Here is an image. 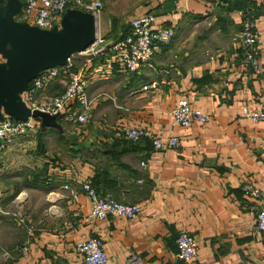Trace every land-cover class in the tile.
<instances>
[{
    "label": "crops",
    "instance_id": "crops-1",
    "mask_svg": "<svg viewBox=\"0 0 264 264\" xmlns=\"http://www.w3.org/2000/svg\"><path fill=\"white\" fill-rule=\"evenodd\" d=\"M241 7L255 20L258 72L243 62ZM144 12L174 29L171 41L155 49L152 66L129 72L113 65L94 76L87 93L101 94L79 132L61 120L40 123L6 148L0 264H80L75 243L92 235L102 239L111 264L132 253L141 264H264V243L248 210L264 207V122L239 115L243 105L264 106V0H150L130 18ZM61 90L56 80L45 88ZM181 97L209 120L177 124L170 109ZM127 125L178 136L180 146L155 150L147 138L128 140ZM85 178L137 203V217L90 216ZM247 181L263 191L261 199L243 194ZM182 230L198 245L190 262L175 257Z\"/></svg>",
    "mask_w": 264,
    "mask_h": 264
},
{
    "label": "built area",
    "instance_id": "built-area-1",
    "mask_svg": "<svg viewBox=\"0 0 264 264\" xmlns=\"http://www.w3.org/2000/svg\"><path fill=\"white\" fill-rule=\"evenodd\" d=\"M21 9L16 20L36 25L43 29H50L54 25L59 26L63 13L67 8H78L93 14L96 23L95 39L83 50L77 52L83 56L82 63L73 68L76 56L67 58L64 65L47 67L38 71L31 79L27 88L21 93V100L30 110H38L49 115H55L57 121L72 124L75 132L80 131V124L89 118L92 104L96 100V94L89 96L87 88L94 76L102 75L105 69L110 70L117 65L125 71L137 72L142 66H152V58L155 49L160 45L168 44L174 36V29L170 26L158 25L152 12H144L130 18L128 31L111 41H106L99 34L100 13L103 8L101 0H20ZM6 0H0L3 5ZM240 16L239 37L242 48L243 62L250 66L254 72L260 70L257 51L258 32L255 28V20L247 8L238 9ZM83 53V54H81ZM81 54V55H80ZM100 56L101 62L95 68L89 63L94 57ZM2 61V57L0 56ZM58 81L62 90L53 94L45 92V88L51 81ZM143 89L147 85L142 86ZM102 94H104L102 92ZM173 120L181 126H190L193 123H205L209 120L208 113L197 107H193L185 97L179 98L170 109ZM239 115L248 120L264 122V106L251 108L243 105ZM39 118L28 116L26 119H14L3 113L0 120V166L2 156L6 148L13 142L16 136L28 133L39 128ZM122 135L131 141L142 138L150 140L155 150H165L180 146V138L175 135L162 137L155 135L143 126H124ZM90 200V216L96 219H105L112 215H121L132 219L137 217L140 207L137 203L118 200L110 191L97 190L89 178L81 182ZM243 194L249 198L259 200L263 191L252 181L242 185ZM249 212L255 218V227L261 235L264 243V207L252 206ZM175 257L182 262H190L197 255L198 245L194 236L185 230L179 231L175 238ZM26 249V247H24ZM75 250L81 257L80 264H111L103 241L99 236H88L75 243ZM121 264H141L140 259L132 253Z\"/></svg>",
    "mask_w": 264,
    "mask_h": 264
},
{
    "label": "water",
    "instance_id": "water-1",
    "mask_svg": "<svg viewBox=\"0 0 264 264\" xmlns=\"http://www.w3.org/2000/svg\"><path fill=\"white\" fill-rule=\"evenodd\" d=\"M20 9V0L0 5V120L3 113L22 120L32 115L43 119L41 126H59L55 115L30 110L20 95L41 69L64 65L72 55L84 58L77 52L94 41L95 18L90 12L67 8L59 26L43 29L16 20Z\"/></svg>",
    "mask_w": 264,
    "mask_h": 264
},
{
    "label": "rangeland",
    "instance_id": "rangeland-1",
    "mask_svg": "<svg viewBox=\"0 0 264 264\" xmlns=\"http://www.w3.org/2000/svg\"><path fill=\"white\" fill-rule=\"evenodd\" d=\"M101 1L103 3V8L100 13L99 34L103 36L106 41L108 40L111 41L120 34H123L124 30L128 26V19L131 17V15L134 14V12L138 8H140L150 0H101ZM14 18L18 19L19 15L16 14ZM82 60H83L82 58H76V60H74V65L78 66L80 63H82ZM99 60H100V56L94 57L93 59V61H99ZM39 121L41 124L43 123L42 118H39ZM50 136L51 138L57 137V135L55 134H50ZM9 218L11 219V217Z\"/></svg>",
    "mask_w": 264,
    "mask_h": 264
},
{
    "label": "trees",
    "instance_id": "trees-1",
    "mask_svg": "<svg viewBox=\"0 0 264 264\" xmlns=\"http://www.w3.org/2000/svg\"><path fill=\"white\" fill-rule=\"evenodd\" d=\"M241 8H247V9H249L248 7H241ZM241 8H240V9H241ZM249 10H250V9H249ZM250 12H251V11H250ZM128 27H129V22H128V26H127V28L124 30V34L128 31ZM124 34H122V35H124ZM122 35H121V36H122ZM91 184H92V183H91ZM92 185H93V184H92Z\"/></svg>",
    "mask_w": 264,
    "mask_h": 264
}]
</instances>
